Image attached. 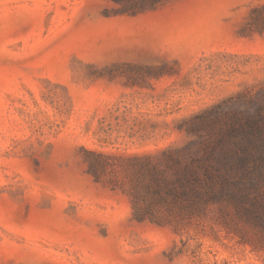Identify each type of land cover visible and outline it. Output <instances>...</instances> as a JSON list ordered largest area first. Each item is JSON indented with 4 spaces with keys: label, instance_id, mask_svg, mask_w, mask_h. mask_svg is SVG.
<instances>
[{
    "label": "rangeland",
    "instance_id": "1",
    "mask_svg": "<svg viewBox=\"0 0 264 264\" xmlns=\"http://www.w3.org/2000/svg\"><path fill=\"white\" fill-rule=\"evenodd\" d=\"M262 105L264 0H0V264H264L231 210L160 225L129 194L195 118Z\"/></svg>",
    "mask_w": 264,
    "mask_h": 264
},
{
    "label": "trees",
    "instance_id": "2",
    "mask_svg": "<svg viewBox=\"0 0 264 264\" xmlns=\"http://www.w3.org/2000/svg\"><path fill=\"white\" fill-rule=\"evenodd\" d=\"M214 121L195 118L186 148L165 166L142 167L131 188L135 218L185 223L218 207L264 238V105L245 121L215 134ZM96 174V173H95ZM99 178L98 174H96Z\"/></svg>",
    "mask_w": 264,
    "mask_h": 264
}]
</instances>
